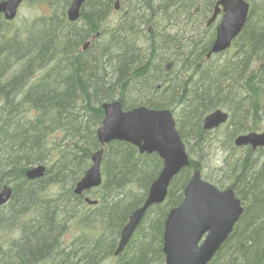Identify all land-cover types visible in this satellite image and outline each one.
<instances>
[{
    "label": "rangeland",
    "instance_id": "obj_1",
    "mask_svg": "<svg viewBox=\"0 0 264 264\" xmlns=\"http://www.w3.org/2000/svg\"><path fill=\"white\" fill-rule=\"evenodd\" d=\"M71 1L24 0L14 19L7 20L3 13L0 14V129L1 119L5 115L16 119L24 112L23 107L27 108L29 104H46V100L36 101V93L51 88L55 94L54 87L57 85H61L60 92L67 90L69 84L73 85L75 77H77V67L73 68L69 65L71 63L76 65L77 61H80L78 68L81 69V78L85 81L103 79L101 80L103 85L109 80L111 81L109 86L102 89L98 97L99 101L109 98L120 100L124 97L127 102H130L125 104V108L139 105L137 103L170 108L186 150L195 163L194 169L200 170L205 180L215 183L219 187L236 183L237 194L243 200L244 212L247 208L249 210V201L259 194L262 197L264 195V172H261L264 167V147L253 148L249 144L238 145L236 138L239 133L244 131L264 130V62L259 59L262 56L261 52L264 51V39L260 40L264 36V17L259 18L263 24L259 29L255 22L258 10L264 6V0H247L252 6L253 13L247 27L232 40L226 50L209 58L208 54L217 39L218 25L223 17L222 12L218 13L216 19L208 25L218 0H196L189 19L186 18L185 21L181 19L185 18L189 9L182 0L172 3H170L171 0H119L120 4L117 10L115 8L117 0H87L81 7L80 15L76 20H70L69 17L64 16ZM169 3L170 5H168ZM164 9L165 15H161ZM65 20L66 22H63ZM138 25L140 28H137ZM147 27L150 29L152 27V31L146 32L145 28ZM132 28H135V31ZM125 33L126 35L132 33V40L137 47L140 50L143 49L144 53H150L151 60L148 65L139 71H137L138 66H131L128 75L121 74L118 77H115L114 70L116 68L112 62L115 60L106 64L103 71L98 70L95 58L100 51L99 41L115 40L118 34ZM62 35L67 37L63 38ZM254 38L259 39L251 44V39ZM163 39L167 40L165 44L162 42ZM171 44L172 47L180 46L183 53L177 54L172 51ZM192 44L196 46L190 50ZM167 46L170 48L165 49ZM94 47L95 51L92 50ZM107 50L108 53L114 54L112 49ZM118 50L121 49L118 48ZM196 56H200L197 59L209 66H215L214 62L230 64L222 70L218 82L221 85L229 86L235 83L243 84L239 88L236 98L245 97L248 94L242 99H251L254 104H244V100L240 101L241 98L238 101V106L233 104L232 94L225 93L224 87L208 95L206 101L213 103L202 104L193 117L182 104L176 102L171 104L172 101L168 99V91H164V88L170 83L175 84L174 88L177 87L181 76L192 64L189 60ZM180 63H182V67ZM229 66L231 69L228 68ZM150 69V74L147 75ZM107 71L108 74H106ZM242 71L249 75L241 77ZM212 72L211 75L215 73L213 69ZM188 73L190 75L185 74L184 76L189 80L190 87L198 88L202 84L200 82L201 74H194L193 71ZM136 79L139 82L136 83L138 86H132V81ZM149 80H151L150 83ZM247 80L248 84L245 82ZM33 83L35 84L33 85ZM252 85L254 87L251 90ZM87 87H93L90 81ZM77 90L82 91V88L77 87ZM257 92L258 96H255ZM49 99H52L54 104H59L55 96H51ZM91 102L97 104L94 100ZM61 103L64 104V100ZM9 104L16 105L10 106ZM79 104L81 103L76 104L78 105L76 112L85 111L80 108ZM218 106L228 113L227 121L217 128L206 130L204 134L200 133L205 117L210 111L220 108ZM101 119L95 113H90L87 120L88 126L93 130L99 121L97 128ZM65 123L61 122L62 126L59 125L60 138L48 143L50 146L45 152L35 153L32 151L36 150L32 147V141L38 140V138L42 141L46 139V135L35 132V127L30 120L10 121L7 127L0 131V142L13 140V143L9 144V153L0 156V180L6 179L9 175L8 172L16 169L22 162L46 160L44 163L48 166V173L42 180L46 184L47 190H52L54 195L61 193L59 181L67 186L73 185L74 179L87 163L90 151L95 146L93 137H86L83 142H79L76 138L73 139L72 130H69V127L64 125ZM181 123L183 124L181 125ZM36 128L38 129L39 126ZM52 146L56 148L51 149ZM68 146L69 149L66 148ZM82 147L83 152L80 153V159H76L72 164L70 163L71 165L66 163L63 168L59 169L64 158L69 157L66 156L68 151ZM249 151H252L253 154L250 165L246 167ZM0 152L4 151L0 150ZM124 155L126 156L124 160L130 170L125 171L127 175H121V173L117 175L122 172V169L116 167L118 165L116 158ZM163 164V159L158 152L142 153L138 146L128 142L115 141L104 145L101 164L102 182L89 192V195L92 196L98 193L96 197L101 196L102 202H105V205H102L104 208L100 211L102 213L99 216L93 215L85 221L84 229L77 223L78 213L82 211L77 202L73 203V200L64 194L55 197L57 198L55 205L45 211L46 219L49 218L46 229L51 234L48 251L30 262L35 264H158L154 261L157 251L160 250L163 258L162 264H164V236L162 235V241H160L158 230L163 225L164 232L168 214L172 208L178 205L175 202L181 199L180 196L184 195L188 179L193 173L186 169L176 175L171 182L170 188L174 184L177 185L174 195H168L163 203L152 206L153 209L146 212L132 236L136 240L133 242L135 250L131 251V256L122 257L131 244L132 238L121 254L111 258V253L115 254L117 249L120 231L126 217L125 214L121 216L111 214L112 205L117 203L120 206L124 204L123 206L129 207L136 203L142 204L147 196L148 188L146 187L149 181L158 176ZM58 172L62 178L58 177ZM113 175L118 177L114 178ZM108 177L109 183L107 184ZM18 181V183L9 184L12 188L10 201L16 200V215L32 206V195L36 188L32 182L28 183L22 179ZM41 183L42 181H40ZM49 184L54 187H50ZM250 190L251 193L248 194ZM91 209L89 207L85 210L90 214L93 212ZM263 213L252 218L247 235L253 234L252 232L259 225L264 226ZM147 215L149 224L142 225ZM127 218L128 216L126 222ZM42 219L41 213L29 210L28 214L21 217V220L17 219L19 235L22 236L24 230L29 232L35 226V221H42ZM22 224L24 225L23 229ZM0 238H3L2 234ZM85 245L89 248L91 256L83 258V254L87 251ZM66 249L71 252L70 257L62 253ZM261 249L263 250L264 246L257 249L256 252L259 253ZM0 256H4L1 241Z\"/></svg>",
    "mask_w": 264,
    "mask_h": 264
},
{
    "label": "water",
    "instance_id": "obj_2",
    "mask_svg": "<svg viewBox=\"0 0 264 264\" xmlns=\"http://www.w3.org/2000/svg\"><path fill=\"white\" fill-rule=\"evenodd\" d=\"M21 1L3 0L0 2V13L3 12L7 20L14 19ZM85 1H71L67 11L70 20L79 17ZM220 5L224 17L210 53L223 51L230 46L244 27L250 6L247 0H218L208 25L220 12ZM103 108L105 119L97 131L101 144L113 140L125 141L138 146L142 153L158 152L164 162L144 203L131 213L121 230L115 251L118 255L129 243L147 210L165 201L172 179L190 165V157L171 110L146 105L125 110L119 100L105 103ZM227 119L228 113L217 108L205 117L203 128L212 130ZM236 143L249 144L253 148L264 146V132L243 133L237 136ZM103 152L102 148L92 154V164L78 181L76 193L80 194L101 184ZM45 171L44 165H38L28 170L27 176L41 177ZM11 195V186H3L0 189V205L8 202ZM243 211V205L232 188H218L203 179L200 170L196 169L185 187L182 201L170 211L165 221L164 264H208L228 240Z\"/></svg>",
    "mask_w": 264,
    "mask_h": 264
},
{
    "label": "trees",
    "instance_id": "obj_3",
    "mask_svg": "<svg viewBox=\"0 0 264 264\" xmlns=\"http://www.w3.org/2000/svg\"><path fill=\"white\" fill-rule=\"evenodd\" d=\"M181 20L185 21V18L181 19ZM247 25H248V23H247ZM247 25L245 26V28L247 27ZM257 25H258V29L263 25L261 20H259V22H257ZM209 71H210V73L208 76H210L213 73L212 69H209ZM101 80L102 79H98V83L95 84L98 86V88H100L98 90V92L96 93V94L99 93L98 97L100 96V93H101L102 87H103V86H101V85H103ZM204 81H205V78L202 76L201 82H204ZM34 84L35 83H33V85ZM93 87H95V86H93ZM51 96H55L53 91H51V94H48L46 97H45V94H43V92L36 93L35 94L36 101L40 102L42 100H46V104H39V105L29 104V107H27V108L23 107L24 112L21 114L20 117H18L16 119H13L12 117H10V115H5L1 119L2 125H1L0 131H3L7 127L8 123L10 121L21 122V121L30 120L31 124L35 127V132H37L38 134L46 135V139H43V140H46V144H43L42 143L43 140L40 141L39 138H38V140L32 141V144L37 147L38 153L45 152L46 149L50 146L48 143H50L51 141H56L60 138V136L58 134L60 131L59 125H61V122H64L60 116V114H62V113H64L66 118H67L66 119L67 122L64 125L69 127V130H77L78 132H82L83 134H86L88 132L87 135L92 134L93 145L95 146V148L90 151V155L88 157L87 163L85 164L83 169H81L79 171L77 178L74 179L73 185L69 186L68 193H67V197L70 200H73V203H74V201H76L77 205L79 207L82 206L81 207L82 211L78 213L79 218L77 220V223H78L79 227L83 226L85 229V227H86L84 225L85 221L89 220L91 218V216H93V215L99 216V214L102 213L100 211L104 208V206H102V205H105L103 202H101L100 206H97V208L89 214L85 210V205H83L84 196L83 195H77L74 193L75 183L81 178V176L85 173L86 169L91 164V155H92L93 151L101 148L97 138L95 137L96 136L95 135L96 126L98 125L99 121L97 122V124L93 130L90 127H89L90 129L88 128V130H85L84 125H82V124L78 125V124H76V121L81 123L82 120L85 118V120H83V123H88L87 120L90 117V113H95L98 117L103 118L104 112L102 111L101 107L98 106V104H90L89 105L90 107L88 108V110L85 109L87 111V113H89V114H85L86 112L85 113L80 112L78 114V115H80L79 118H82V120L78 119V116H76L75 120H69L68 119L69 116H67L66 114H69V112H72L73 110H75L76 104H70L68 101H66V103H64V104H54V101L52 99L51 100L49 99ZM92 99H94V97L91 98L90 100H92ZM97 101H99V100L97 99ZM121 102L123 103L124 106H125V104L130 103V102H127L126 99H124V97L121 99ZM48 103H50V104H48ZM6 105L8 106V104H6ZM9 105L15 106L16 104H9ZM182 105L189 112L191 111L192 117L200 107L199 104H189L188 108L185 107V104H182ZM64 108L66 109L65 112H64ZM58 111H60V112H58ZM81 114H84V115L81 116ZM182 124L183 123H181V125ZM37 126H39L38 129L36 128ZM75 128H78V129H75ZM200 133L204 134L205 130L201 129ZM86 137L87 136H85L82 140L81 135L78 134L76 139L79 142H83ZM121 143H126V142H121ZM52 148L55 149L56 147L52 146L51 149ZM66 148L69 149V146ZM82 152H83V147L77 148L76 150L68 151L66 156H69L70 160H69V157L68 158L65 157L63 160L64 162H62V166L60 164L59 169L63 168V165H66V163L72 164L76 159H80V157H81L80 153H82ZM248 154H249V157L246 160V167H248L250 165L251 155L253 154V152L249 151ZM125 158H126L125 155L123 157L118 156L116 158V161H117L116 164H118L116 167H119V169L120 168L122 169L121 170L122 172H119L117 175H119L120 173H121V175H127V174H125V171L130 170L129 166L127 165V163L124 160ZM40 161H41L40 163H42V162H45L46 160H44V161L40 160ZM30 162H37V161L35 160V161H30ZM68 168H66V169H68ZM194 168H195V163L191 160V164L189 167L186 168V170L191 173ZM261 172H264V167L261 169ZM8 174L9 175L7 176L6 179H11V181H13L15 183H18L19 179L26 180L28 183L30 182L29 180H27L25 178L24 171H19L18 169H13V170H10L8 172ZM117 175L116 176L113 175L114 178H117L118 177ZM58 177L62 178V175L59 174ZM155 177L151 181H149V184L147 185L146 188L149 189V186L153 182ZM59 178H58V181L60 180ZM6 179L0 180V189L2 188V185L5 183ZM43 180L40 179V180H36V181L32 182L37 186L38 184H40V181H42V183H41V184H43V187L41 189L42 192L40 191L38 193H36V192L33 193V195H32V197H33L32 198V206L27 208L25 211H20L16 215V211H15L16 200L15 199H14V201L12 200L7 205L2 206L0 208V236H1V234L3 236V238H0V241H1V248L4 251V256H0V264H35V263H31L30 261H32L33 259L38 258L41 255H43V253L45 251H48L50 239H51L50 238L51 234L46 229V228H48V225L45 226V225H43V221L41 222V220L40 221L36 220L35 226H33L29 232L24 230L22 233V236H21V235H19L18 221H17V219L21 220V217L24 214H28L29 210H33L34 213H36V212L40 213L43 210L46 211V210L51 209L55 205V202H57V198H55V197H58L60 194H62V192L54 195L52 190L46 189V192L44 193L43 188L46 186V184L43 183ZM56 183H58V182H56ZM59 183L61 184L62 181H59ZM108 183H109V177H108L107 184ZM230 185L233 188H235L236 191L238 190V188L236 187V183H233ZM176 189H177V185L174 184L173 187L170 188V190H169V195L173 196L174 191ZM95 193H97V192H95ZM245 193H247V192H245ZM250 193H251V190L248 191V194H250ZM180 198H181L180 200H182L183 196L181 195ZM178 202H175V204H179ZM249 204H250V209L248 210V208H247L246 212L243 213L240 221L237 223L236 227L234 228V230H233L232 234L230 235V237L228 238L227 242L223 245V247L215 255V257L212 259V261L209 264H264V249L263 250L261 249L259 251V253L256 252L257 249L264 246V245H262L264 243V226L259 225L252 232L253 234L247 235L248 230H249L248 226L251 224L252 218L254 219L257 216H259L261 214V212L262 213L264 212V195L262 197V195L259 194V195H257V197H253L249 201ZM123 205L120 206L117 203L113 204L111 207V209H112L111 214L114 213V215H117V216H121V215L125 214L126 217L127 216L129 217V215L133 211V209H135L139 204L136 203L135 205H130L129 207H126ZM152 209L153 208H150L149 211H151ZM85 211H86V213H84ZM126 217H125V223H126ZM145 223L149 224V216L148 215L144 218L142 225ZM23 228H24V225L22 224V229ZM33 230H34V232H33ZM83 231L85 234H87L89 236V234L85 230H83ZM158 231L160 232V234H158V239L160 241H162L163 225H161V227L159 228ZM30 232H33V233L30 234ZM135 240H136L135 238H132V240L130 242L131 244H129V246L125 250L124 254L122 255L123 258L131 256V251L135 250V246L133 244V242ZM64 244H65V242H64ZM85 247H86V245H85ZM88 249L89 248H87V251L83 254V256H82L83 258H85L87 256H91L90 251ZM62 253L66 254L67 257H70V255H71V252L67 249L62 251ZM113 257H114V254L112 252L111 258H113ZM154 262H158V264L163 263V258L161 256L160 250L157 251L156 259Z\"/></svg>",
    "mask_w": 264,
    "mask_h": 264
},
{
    "label": "bare ground",
    "instance_id": "obj_4",
    "mask_svg": "<svg viewBox=\"0 0 264 264\" xmlns=\"http://www.w3.org/2000/svg\"><path fill=\"white\" fill-rule=\"evenodd\" d=\"M2 1L3 0H0V2H2ZM176 1H178V0H171L170 3L176 2ZM182 1L184 2V4H186V6L189 9L186 12L187 13V15L185 16V20H186V18L189 19V16L192 13V9H194V7H195V1L196 0H194V1H192V0H182ZM23 2H24V0H22L21 3L19 4V6L17 8L16 15H18V11H19L21 5L23 4ZM170 3L168 5H170ZM166 7H168V6H166ZM166 7H165V9H166ZM165 9H164V11H162L161 15H165ZM2 13L3 12H1L0 14H2ZM3 15L5 16L4 13H3ZM252 15H253L252 6L250 5L249 6V10H248V16H247L248 21L250 20ZM64 16L69 17L67 12L64 13ZM223 17H224V14H223ZM223 17H222V20L220 21V23L218 25V28H219L220 24L223 21ZM261 17H264V6L260 7V9L258 10L257 15L255 17V20H256L255 22H259V18H261ZM63 22H66V20L63 21ZM144 22H146V21H144ZM137 28H140V26L138 25ZM132 29H133V31H135V28H132ZM145 31L146 32H151L152 31V27H151V29H150V27L145 28ZM61 34H63V33H61ZM252 36L255 37L256 35H252ZM62 37L65 38L67 36L66 35H62ZM101 39H102V37H101ZM257 39H259V38L251 39V44ZM263 39H264V36H262V39H260V40L262 41ZM162 42H164V44H165V42H167V40L163 39ZM98 46H99V50H100V51L97 50L99 55L94 52L96 55H98L95 58V61L97 62L96 66H97L98 70H100V71L102 70L103 71V67L106 64L110 63L112 60H115V62L112 61L114 68H116V70H117V71L114 70V73L116 75L115 77H118L121 74L128 75L131 66H133V67L138 66L137 71L145 69L146 65H148V62L151 60L150 59V57H151L150 53H148V52L144 53V51H142L143 49L140 50L137 47L136 43L132 40V33L131 34L129 33L127 35H126V33L125 34H118L117 38L115 40L114 39L113 40L105 39L103 41H99ZM195 46H196L195 44H192L190 50L193 49V47H195ZM118 48H120L121 50H118ZM167 48H170V47H168V46L165 47V49H167ZM107 49H112L114 51V54L108 53ZM180 49H182L180 46H177V47L173 46L172 47V44H171V50L176 52L177 54H179V53L182 54L183 53ZM92 50L95 51V47ZM211 50H212V48H211ZM211 50H210V52H211ZM210 52L208 54V58L211 57L212 55L215 56V55H217L219 53V52H213V53H210ZM92 53H93V51H92ZM260 55H262V56L259 59L264 62V51H263V53L261 52ZM182 58H183V56H182ZM197 58H200V56H196V58H194V59L191 58L189 60L192 64L189 67V69H187L185 74L190 75L188 73L189 71H193L194 74L195 73H199V74H201V76H203L205 78V81L204 82L200 81L202 84L198 88L192 89L190 87V85H189V80L186 79L185 76H184L185 74H183L181 76L180 83L177 84V87L174 88L175 84L174 83H170L169 86H166L164 88V91H168V96H169L168 99L170 101H172L171 104H173L174 102H176L178 104H185L186 108L189 107V104H199V106H202V104H211L213 102L206 101L207 96L210 95L213 91H215L217 89H221L222 87H224L223 91H225V93L229 92V93L232 94L233 99L231 101L233 102V104H237V106H238V101H239L240 98H241L240 101L244 100V104H254V103H252L251 99L250 100L249 99H242V98H245L248 94H246L245 97L243 96V97H237L236 98V94H239V88H241V86L243 84L235 83L232 86H229V85H224V84L221 85L218 82V79H219L220 75L222 74V70L224 68H227V66L230 65V64H228V65H226L225 63L220 64V63H216V62L213 61L216 65L215 66H209V64L207 65L203 61H200V59L198 60ZM205 60H207V59H205ZM207 61H209V60H207ZM79 64H80V61H77L76 65H73L72 63L69 65V66H73V68L77 67V69H76L77 77H75L73 85L69 84L67 90H65L63 92H60L61 85H57L56 87H54L55 88V92H56L55 93V98L59 102V104H63V103H61V101H63V100H64V103H66V101H68L70 104L81 103V104H79L80 108L88 110V108L90 107L89 105L94 103V102H90L91 101L90 99L94 97V99H92V100H95V103L97 102L98 106H100L102 111L104 112L103 118L101 119V123L99 124V126L96 128V131H95V135L97 137L99 145L101 146V149L102 148L104 149V145H106L108 143L101 144L99 139H98V134H97V131H98L99 127L103 124L104 119H105V111H104L103 106H104L105 103L113 102V101L118 100V99L109 98V99H104L102 101H97V99L99 100V98H97L99 93L98 94H96V93L98 92V90L100 88H98V86L95 85V84H97L98 81H95V79L89 80L90 84H92L95 87L88 88L87 84H88L89 81H87V80L85 81L83 78H81V69L78 68ZM180 64H181V67H182V63H180ZM69 66H67L68 69H69ZM109 66H112V65H109ZM155 66H157V65H155ZM228 68L231 69L230 66ZM209 69H213V71L215 73L216 72H218V73L215 76H213L215 73L213 75H211V76H208ZM245 69H246V67H245ZM150 71H151V69L148 70V72H147L148 74L147 75L150 74ZM106 74H108V71L106 72ZM106 74H105V76H106ZM92 75H94V72H92ZM246 75H249V74H247V73H245L243 71L240 74L241 77L246 76ZM137 81H138L137 79L133 80L131 85L132 86H134V85L138 86V84H136V83H139V82H137ZM150 81L151 80H149L148 82L150 83ZM110 82L111 81L109 80L106 84L101 85V86H103L102 89L105 88L107 85L109 86ZM245 82L248 84V80L245 81ZM247 84H246V86H247ZM77 86L81 87L83 92L80 91V90H77ZM253 87H254V85H252V87L250 89L252 90ZM51 91H52L51 88H48V89H46V91L43 92V94H45V97H46L48 94H51ZM255 96H258V92L255 94ZM255 96H254V98L257 99ZM137 104L145 105L143 103H137ZM214 104H219V103H214ZM239 104H241V103L239 102ZM255 104H257V103H255ZM76 106H78V105H75V107ZM136 106H138V105H136ZM123 107H124L125 110L131 109V108H125L124 105H123ZM130 107H133V106H130ZM150 107L151 108H164L165 107V108L170 110V108H168L167 106H164V107H152V106H150ZM218 107H220V106H218ZM76 110L77 109L73 110L72 112H69V114H70L69 117H68L69 120H75L76 116H78V119L82 120V118H79L80 115H78L80 112H83V113L86 112L85 114H89V113H87L86 110L85 111L81 110V111H77V112H76ZM65 111H66V109L64 108V112ZM190 114H191V111H190ZM83 115L84 114H81V116H83ZM60 116H61V118H62V120L64 122H67L66 121L67 118H66L64 113L60 114ZM83 120H85V118ZM83 120H82L81 123L76 121V124H78V125L82 124V125H84V129L88 130V128H89L88 123H83ZM75 129H78V128H75ZM251 132H264V130H260V131L251 130ZM78 134L81 135L82 140H83V138L85 136L92 137V134L91 135H87L88 132L86 134H83L82 132H78L77 130H72L71 131V135H72L73 139L76 138V136ZM115 141L123 142L121 140H113L111 142H115ZM12 143H13V140H8V141L4 140V141L0 142V150L4 151V152H0V156L7 155L9 153V144H12ZM42 143L46 144V140H43ZM32 147L34 149H36V150H32L31 148H29V150H32L35 153H38L37 147L35 145H33V144H32ZM259 147H264V146H259ZM95 151H97V150H94L93 153ZM40 162L41 161H37V162H28V161L27 162H22L21 165L18 166L16 169H18L19 171H24L25 178L27 180H29L30 182H33V181H36V180H40V179H45V177L47 175V169H48L47 167L48 166H47L46 163H44V162L40 163ZM91 164H92V155H91ZM91 164H90V166H91ZM38 165H44L46 167V171L44 172V174L41 177L29 178L27 176V171L32 169V168L37 167ZM87 169H86V171H87ZM59 174H60V172L57 173V175H59ZM84 174L81 176V178L84 176ZM78 181L74 185V193L77 194V195H81L83 193H89L90 192L89 190L84 191V192H82L80 194L75 192V188H76V185H77ZM11 183H13V181H11V179H6V181L2 185V187L6 186V185H9ZM210 183H212V182H210ZM212 184L216 185L215 183H212ZM216 186L218 188L222 189V190H224L226 188H232L234 190L236 196L238 197V199H240L241 204L243 205L242 198H240L238 196L237 191L231 185H226V186H222V187H219L218 185H216ZM42 187H43V184L37 185L36 188H34L35 189L34 192H36V193L40 192ZM50 187H54V186L50 185ZM63 188H65V189H63ZM68 188H69V186H67L63 182L61 183L62 196H63V194L67 196ZM43 189H44V193H45L46 192V187H44ZM63 190H65V191H63ZM96 196H98V193L95 196L88 195L87 197H84L83 205H85V209L86 210L89 207H91L92 208L91 211H93V210H95L97 208V206H100V204L102 202L101 196L100 197H96ZM10 199L5 204L0 205V208L2 206L7 205L10 202ZM103 203L105 204V202H103ZM16 212H17V210H16ZM40 213H41V216L43 218L42 219L43 225H45V226L48 225L49 218L46 219L45 211L43 210ZM55 221H57V220H55ZM57 222L60 223V221H57Z\"/></svg>",
    "mask_w": 264,
    "mask_h": 264
},
{
    "label": "flooded vegetation",
    "instance_id": "obj_5",
    "mask_svg": "<svg viewBox=\"0 0 264 264\" xmlns=\"http://www.w3.org/2000/svg\"><path fill=\"white\" fill-rule=\"evenodd\" d=\"M81 195H83L84 197H87V194L86 193H83V194H81ZM121 254V253H120ZM116 255V254H115Z\"/></svg>",
    "mask_w": 264,
    "mask_h": 264
}]
</instances>
